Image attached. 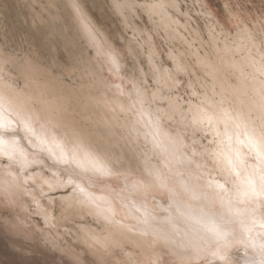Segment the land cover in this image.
Returning a JSON list of instances; mask_svg holds the SVG:
<instances>
[{
    "label": "rangeland",
    "instance_id": "rangeland-1",
    "mask_svg": "<svg viewBox=\"0 0 264 264\" xmlns=\"http://www.w3.org/2000/svg\"><path fill=\"white\" fill-rule=\"evenodd\" d=\"M155 6L160 7L159 12L153 11ZM246 54L264 64V0H0L1 80L25 90L24 71L31 64L39 71L38 83L44 79L55 82L73 96L74 108L69 114L93 139L96 152L107 159L111 171L103 175L56 161L30 144L27 138L35 140L34 136L25 135L18 121L14 130L0 132L19 135L24 148L38 158L22 168L0 151V175L7 174L17 189L11 195L0 188V264H240L246 259L264 264V245H258L264 233L252 231L240 241L237 219L223 214L217 205L204 206L217 215L216 222L201 223L231 236L234 243L227 253L219 252L225 243L201 240L196 231L197 237H189L194 239L188 247L193 259L165 248L156 263L150 253L148 262L142 258L139 247L130 240L117 246L95 242L92 236L103 237L107 232L96 212L63 209L72 192L83 187L94 196L109 197L121 222L131 220L123 212L122 204L127 201L146 203L145 213L151 212L169 227V222L161 220L167 209L159 205V199L169 201L170 194L144 183L149 179L145 161L166 168L158 156L163 152L147 138L132 137L134 114L157 122L166 135L181 139L187 154L193 148L189 165L206 181L211 177L223 181L220 175H213L215 168L208 154L215 138L204 126H192L186 114L191 103L200 106L206 98L218 97L211 89L207 64L219 65L225 58L241 60ZM250 71L247 68L241 75ZM224 72L233 82L234 72ZM168 76L170 84L165 82ZM258 77L264 79L260 73ZM136 124L143 128L138 121ZM250 160L255 161L254 157ZM34 175L45 179L58 175L69 182L61 186L58 181L47 184L43 179L45 186H40ZM143 188L152 190L146 194ZM83 233L88 242L80 238Z\"/></svg>",
    "mask_w": 264,
    "mask_h": 264
},
{
    "label": "bare ground",
    "instance_id": "bare-ground-1",
    "mask_svg": "<svg viewBox=\"0 0 264 264\" xmlns=\"http://www.w3.org/2000/svg\"><path fill=\"white\" fill-rule=\"evenodd\" d=\"M152 9L155 12L160 11L159 6H155ZM77 15L79 16V14ZM80 23L82 24V21ZM86 33H88L87 30ZM197 60L199 61V57ZM117 62L118 61L110 63L116 65ZM27 66L28 67L24 71L26 89L23 90L20 88L21 90H16L13 86L6 83V81L1 80V71L4 68L0 60V132L3 133L5 129L12 130L14 125L17 127L19 122L25 135L32 134V137L34 136L33 138H35V140L27 138L30 144L37 150H44L50 156H53L56 161H68L77 169H86L88 172L93 171L101 173V170L105 169L109 171V167L105 163L107 159H103L102 156L99 155L100 153H97L99 151L96 152L93 146V139L90 136L85 135V133L78 128L72 118L73 114H69V110L74 108L72 101L73 96L71 97L68 92L61 89L55 82L44 79V81L38 83L39 80L37 76L39 71L31 64ZM207 68V72L211 78V89L218 97L217 99L208 97L205 99V103H202L200 106H193L191 103L186 115H188L192 126H204L210 135H212V139L215 138V145L211 151L209 150L210 153L208 154L213 165L211 167L215 168V171L213 170L212 172L213 175H220L223 181H221V179H213L212 177L211 179L208 178L206 181L199 172L195 171L189 165L191 157L188 156V154L190 153V149L193 148H190L189 153L187 154L183 148L184 143L181 139L166 135V133L160 130V126H158L157 122H154L149 118H143L135 113L133 119L134 123H132L130 127L132 137L136 138L137 136H141L147 138L153 147L155 146L163 152L162 156H158L166 168H161L159 165L152 167L151 163L148 165L145 161V167H147L146 170L149 172V179L144 183H146L149 188L167 191V193L170 194L169 201H162V199H159V205L163 209H167V211L165 210L166 213L163 214L165 217L161 220L169 222V227H164L165 225H163V223L160 224V221L155 218L153 214L152 216L150 215L151 212H148L150 216L146 214V203L145 206H143L144 204L142 205V203H131L127 201L123 202L122 206L124 208H122L124 215L131 220L128 219L129 222H121L122 219L120 220L116 214V205L109 197L104 195L94 196L83 187H81L82 189L78 187L77 191L74 190L72 195L66 199L63 209L67 211H94L96 213H93L98 216L100 220H104L103 222L107 226V232L103 237L92 236V239L95 242H99L100 244L104 242L106 244L117 246L123 245V243L130 240L135 246L139 247L142 253V258L146 259L147 262L150 253L154 257V262L156 263L158 257H160V251L165 248L175 254L182 253V256L190 260L193 257V254L189 252L188 247L191 242H194V239H189V237L193 238V235L196 236L195 233L197 231L200 233V235H197L201 240L202 238L208 240L213 239L214 241L216 239L219 242H222L221 244L225 243L226 246L224 248H219V252L224 251L227 253L232 247V243H234L231 236L228 235L227 232L217 231L214 228H205L207 225L201 223L203 221L205 223H210L216 220L215 218H217V215L211 210L206 209L207 206L214 207L215 205L219 206L223 214L227 212L231 219H237V229H235L236 232L239 233L240 241H243L246 235L252 231L264 233V229L260 227V224L262 223L259 210L260 204L258 200L251 195L248 186L245 183V177L247 173L251 171L250 166L254 165L255 161L250 160L252 156L248 155L249 148L246 146L248 142L244 136L246 131L250 132L254 128L258 130L261 126H264V79H259L258 77L259 73L264 76V64L260 63L257 58L246 54L241 60H230L225 58L219 65H214L210 62L207 64ZM247 68L251 71L244 73V76L247 77L245 78L241 75V71H244ZM225 69L234 72L233 82L225 75ZM168 78L169 76L165 80L166 84H170ZM135 97L137 98L138 96ZM92 100H95V98ZM99 100L101 101V99ZM138 100L141 101L140 99ZM175 106L177 107V105ZM109 107H113V105H109ZM132 108L133 107H131V109ZM79 109H77V111ZM131 109L129 108V110ZM112 110L114 112L115 109ZM97 115H99V113ZM145 116L146 115H144V117ZM119 118L120 116L118 119ZM124 118L125 117H123V119ZM137 121L142 125V129L136 124ZM104 123L101 124L105 125ZM114 126L117 125L114 124ZM106 129L108 128L106 127ZM116 129L117 128H115V130ZM97 137H99V135ZM104 139L105 136L103 141ZM109 139L110 136L106 141L109 142ZM116 143L118 144V142ZM123 146H126V144ZM0 151H2L4 155L17 160L22 168H26L38 160V158H34L35 156H33L32 153L29 154L27 149L24 148V144L21 141L20 136L17 134L14 137L1 134ZM153 154L155 155V152H153ZM237 157L244 161V163L240 164V166L235 169L240 175L239 177H235L234 175L230 176L228 182L229 185L226 184L227 190L222 191L216 187V184H224L223 177L228 175L227 171H222V169L227 168L225 159L231 158L236 160ZM193 158L195 157L193 156ZM116 160L120 161L115 159V162ZM121 164L119 165L121 166ZM207 165L209 166L210 164ZM56 176L53 175L51 177L52 179H45L40 175H34L40 186H45L42 181L43 179L47 181V184H50L53 181H58L61 186H64L65 183L69 182V180H60V178ZM202 179L205 181L202 182ZM126 182L128 181L126 180ZM12 184L13 182L9 180L7 174L4 176L0 175V188L11 195H14L17 192V189L16 185ZM143 189L146 194L152 190ZM199 204H201V207H198ZM220 219L222 218L220 217ZM174 227L175 231L179 234L178 238L173 231ZM80 238L87 242L89 240L84 233ZM259 239L258 245H264V238ZM182 247H186V249L183 250ZM262 250L264 251V247H262ZM250 262V260L246 259L240 264H250Z\"/></svg>",
    "mask_w": 264,
    "mask_h": 264
},
{
    "label": "snow or ice",
    "instance_id": "snow-or-ice-1",
    "mask_svg": "<svg viewBox=\"0 0 264 264\" xmlns=\"http://www.w3.org/2000/svg\"><path fill=\"white\" fill-rule=\"evenodd\" d=\"M202 122V121H201ZM245 139L247 140V147L249 148V156L254 157L255 164L251 165V171L247 173L245 177V183L248 186V190L251 195L258 200L260 204V218L264 221V126H261L258 130L252 129L250 132L244 133ZM225 163L227 164L226 169L228 175L224 176V184H216V187L222 191H226V184L229 182L230 176L239 177L240 173L236 172L235 169L244 163L238 157L236 160L226 158ZM101 174H110L108 170H101ZM260 227L264 229V222L260 224ZM224 259V257H220ZM254 264V262H250Z\"/></svg>",
    "mask_w": 264,
    "mask_h": 264
}]
</instances>
